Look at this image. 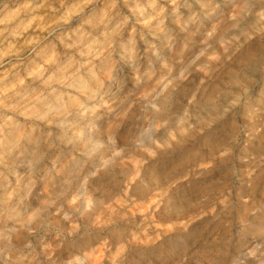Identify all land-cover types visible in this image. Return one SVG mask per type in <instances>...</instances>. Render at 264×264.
Returning a JSON list of instances; mask_svg holds the SVG:
<instances>
[{
  "label": "rangeland",
  "instance_id": "obj_1",
  "mask_svg": "<svg viewBox=\"0 0 264 264\" xmlns=\"http://www.w3.org/2000/svg\"><path fill=\"white\" fill-rule=\"evenodd\" d=\"M0 8V264H264V0Z\"/></svg>",
  "mask_w": 264,
  "mask_h": 264
},
{
  "label": "bare ground",
  "instance_id": "obj_2",
  "mask_svg": "<svg viewBox=\"0 0 264 264\" xmlns=\"http://www.w3.org/2000/svg\"><path fill=\"white\" fill-rule=\"evenodd\" d=\"M5 1V0H4ZM1 9V8H0ZM4 18H6L5 16H4ZM17 18V17H16ZM3 20V19H2ZM11 22V21H10ZM13 23V22H12ZM18 28H19V26H18ZM18 30V29H17ZM11 35H13V34H11ZM81 84V83H80ZM87 137V136H86ZM10 141V140H9ZM112 160V159H111ZM111 162V161H110ZM110 169V168H109ZM70 191V190H69ZM87 202H88V200H87ZM29 230V229H28ZM10 231V230H9ZM17 238V237H16ZM155 261V260H154ZM159 262V261H158Z\"/></svg>",
  "mask_w": 264,
  "mask_h": 264
}]
</instances>
